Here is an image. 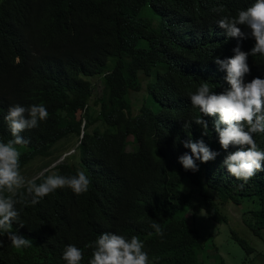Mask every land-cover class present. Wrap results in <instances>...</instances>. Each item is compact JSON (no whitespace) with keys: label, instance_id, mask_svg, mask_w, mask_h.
<instances>
[{"label":"trees","instance_id":"16d2710c","mask_svg":"<svg viewBox=\"0 0 264 264\" xmlns=\"http://www.w3.org/2000/svg\"><path fill=\"white\" fill-rule=\"evenodd\" d=\"M254 2L0 0V142L14 139L4 119L10 106L43 103L47 119L21 133L30 143L16 146L24 148L20 172L41 157L46 170L33 178L37 184L49 174L73 176L77 170L91 181L85 193L58 188L36 205L26 187L21 189L27 203L16 209L24 226L14 222L12 230L32 244L16 249L0 233V264H67L63 252L69 244L83 250L80 264H89L93 249L85 246L104 232L138 236L151 264H197L203 243L186 214L203 212L210 220L226 222V202H256L257 208L246 210L251 217L245 221L260 235L264 170L247 183L232 176L223 161L239 146H221L215 129L218 115L203 117L209 126L203 135L194 121L203 114L189 98L204 82L217 93L230 87L215 58L234 56L231 48L237 39L227 37L217 21L236 17ZM146 6L150 18L142 15ZM152 16L157 17L155 25ZM241 45L250 52L255 40ZM248 64L245 82L264 79V55H249ZM94 77L102 81L95 98ZM141 89L145 93L134 114L131 94ZM78 111L82 115L76 118ZM190 139H203L218 153L206 163L197 160L196 172L179 162L185 152L191 154L184 147ZM254 139L264 150V133ZM70 146L73 152L50 172V164ZM184 178L192 185L190 191L181 189ZM196 192L198 203L193 202ZM152 223L160 224L163 237L154 234ZM233 238L248 254L254 251L235 232Z\"/></svg>","mask_w":264,"mask_h":264},{"label":"clouds","instance_id":"9594fccd","mask_svg":"<svg viewBox=\"0 0 264 264\" xmlns=\"http://www.w3.org/2000/svg\"><path fill=\"white\" fill-rule=\"evenodd\" d=\"M213 11L219 12L222 9L216 8ZM217 24L226 30L227 37L237 39L236 47L231 48L234 56L226 59L215 58L220 70L226 71L225 80L230 87L217 93L208 82H204L194 93H189V98L193 107L203 114L194 118L195 123L202 126L203 135H208L209 127L203 117L219 116L215 121V129L221 146L225 150L230 145L239 146L236 151L226 156L223 164L237 180L247 183L257 171L264 170V150L258 147L254 139L255 134L264 133V79L255 77L250 82H245L246 75L251 71L249 55H264V0H255L247 9L239 10L236 17L224 16ZM240 26H245L248 30H242ZM249 38L255 40V45L250 52H245L241 42ZM48 115L43 103L30 107L15 104L9 107L4 117L14 139L7 143L0 142V233L7 235L16 249L30 247L32 244L30 239L12 230L14 222L24 226L20 222V211L16 209L17 204L27 203L21 189L26 187L31 204L36 205L58 188L68 187L80 195L88 191L91 183L82 170H77V174L73 176L52 173L39 184L36 179L26 181L21 175V152L16 146L30 143L21 133L38 127L39 121L47 119ZM192 121H188L185 127H190ZM221 125L225 127L222 128ZM184 147L191 149V154L185 152L179 157V162L185 170L193 172L199 170L197 160L206 163L218 155L203 139L185 141ZM150 227L154 229L155 235L163 237L164 231L159 223H152ZM2 244L3 241H0V245ZM85 247L93 249L89 264H151L149 254L144 250V242L136 235L128 238L115 232H104ZM83 257V250L74 244H69L64 249L63 259L67 264H80Z\"/></svg>","mask_w":264,"mask_h":264},{"label":"rangeland","instance_id":"374dc122","mask_svg":"<svg viewBox=\"0 0 264 264\" xmlns=\"http://www.w3.org/2000/svg\"><path fill=\"white\" fill-rule=\"evenodd\" d=\"M142 15L147 18L151 17V10L148 6L144 7ZM152 23L153 25L157 24V17L152 16ZM92 83L94 86L93 92L95 98L101 91V78H92ZM144 93V89H141L139 92L131 94L133 99L132 112L134 114L138 112L139 103L137 99H141ZM81 115L82 113L78 111L76 113V118H79ZM17 148L19 151L24 149L22 146H18ZM68 148H70L68 151L64 152L59 159L50 164L47 168L50 172L53 171V169H50L51 167L73 152V147L70 146ZM45 161V158L35 157V159H32L27 166L24 167L21 175L25 177L26 181L35 178L46 170L41 169ZM188 182L189 180L187 178L183 179L181 183V189L183 191L191 190L192 185ZM199 199L198 193H193V202L198 203ZM255 208H257V203L247 200L239 205L226 202L222 206V209L227 217V221L220 223L208 219L203 212L197 214L195 217H193L190 212H187L186 217L189 224H194L193 226L196 227L200 233V241L203 243L200 260L203 264H264V229L260 232V235H255L245 221L251 217L250 213L246 212V210L248 211ZM233 232L243 237L254 251L248 254L233 238ZM200 260H198L197 264H202Z\"/></svg>","mask_w":264,"mask_h":264}]
</instances>
